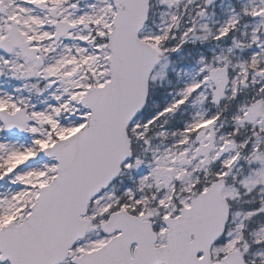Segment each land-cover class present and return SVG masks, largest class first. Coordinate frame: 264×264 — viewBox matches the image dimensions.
<instances>
[{
	"label": "snow or ice",
	"instance_id": "6c2138e0",
	"mask_svg": "<svg viewBox=\"0 0 264 264\" xmlns=\"http://www.w3.org/2000/svg\"><path fill=\"white\" fill-rule=\"evenodd\" d=\"M0 264H264V0H0Z\"/></svg>",
	"mask_w": 264,
	"mask_h": 264
}]
</instances>
